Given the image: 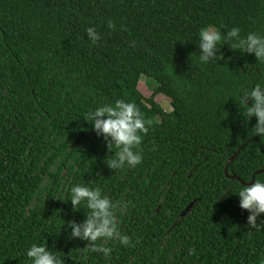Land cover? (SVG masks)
<instances>
[{
  "label": "trees",
  "instance_id": "obj_1",
  "mask_svg": "<svg viewBox=\"0 0 264 264\" xmlns=\"http://www.w3.org/2000/svg\"><path fill=\"white\" fill-rule=\"evenodd\" d=\"M209 25L225 37L233 27L264 34V0H0V264H30L34 243L63 264H264V225L246 227L243 185L225 175L246 144L229 174L264 180V138L248 134L256 118L246 122L240 104L264 84V62L224 40L200 63ZM143 76L157 83L150 97ZM116 99L152 124L142 163L112 170L114 152L85 118ZM78 184L123 203L117 221L131 246L108 241L104 257L69 238L64 220L87 214L67 203Z\"/></svg>",
  "mask_w": 264,
  "mask_h": 264
},
{
  "label": "clouds",
  "instance_id": "obj_2",
  "mask_svg": "<svg viewBox=\"0 0 264 264\" xmlns=\"http://www.w3.org/2000/svg\"><path fill=\"white\" fill-rule=\"evenodd\" d=\"M108 26L115 27L111 21ZM86 33L94 44L100 40L94 27L87 28ZM224 40L234 52L254 55L257 61L264 62V34L249 32L243 36L239 27H233L225 37L212 25L199 33V62L206 65L215 60L218 46ZM240 104L243 105V110H240L246 122L256 118L248 134L250 132L255 137L264 138V84H257L243 92ZM85 120L93 126L97 136L107 143L109 151L114 152L113 156L106 159L110 169L117 170L124 166L132 168L142 163L143 157L138 148L152 121L145 119L135 102L116 99L114 103L102 104L90 110ZM235 195L239 198V207L249 213L246 227L256 229L264 225V180L255 179L254 183L240 187ZM69 202L74 212H78L76 209L81 205L87 209L82 222L64 220L65 227L70 229V239L87 242L80 249L84 254L99 253L110 257L112 248L107 246L108 241H118L124 247L131 246L130 237L122 234L117 221L118 210L121 213L125 210L123 203L111 200L100 188L89 187L88 184L72 186ZM57 253L47 245L34 243L27 249L26 256L30 264H63Z\"/></svg>",
  "mask_w": 264,
  "mask_h": 264
},
{
  "label": "rangeland",
  "instance_id": "obj_3",
  "mask_svg": "<svg viewBox=\"0 0 264 264\" xmlns=\"http://www.w3.org/2000/svg\"><path fill=\"white\" fill-rule=\"evenodd\" d=\"M142 78H145L148 80L142 79L140 81L139 89L145 97H150L153 93V87L156 86L157 83L153 78H147L144 76ZM156 101L164 109L166 113H171L173 111L170 98L164 95H158L156 97Z\"/></svg>",
  "mask_w": 264,
  "mask_h": 264
},
{
  "label": "water",
  "instance_id": "obj_4",
  "mask_svg": "<svg viewBox=\"0 0 264 264\" xmlns=\"http://www.w3.org/2000/svg\"><path fill=\"white\" fill-rule=\"evenodd\" d=\"M246 146L243 145L238 151H236L233 156L228 160L227 164H226V168H225V175L227 178L232 179V180H237L238 182H240L243 186H248L250 182H255V177L252 178V180L250 182H245L243 180H241L239 177L235 176V175H230L229 174V166L235 161V159L238 157V155L240 154L241 150ZM264 171H258L257 174H261ZM195 203H192L187 209L186 211L182 214V216H186L188 214V212L193 208Z\"/></svg>",
  "mask_w": 264,
  "mask_h": 264
}]
</instances>
